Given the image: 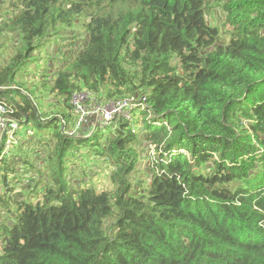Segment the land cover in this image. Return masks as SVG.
Wrapping results in <instances>:
<instances>
[{"label":"trees","instance_id":"obj_1","mask_svg":"<svg viewBox=\"0 0 264 264\" xmlns=\"http://www.w3.org/2000/svg\"><path fill=\"white\" fill-rule=\"evenodd\" d=\"M0 88L41 132L21 186L0 161V264H264V0H7ZM80 93L130 120L67 136Z\"/></svg>","mask_w":264,"mask_h":264},{"label":"bare ground","instance_id":"obj_2","mask_svg":"<svg viewBox=\"0 0 264 264\" xmlns=\"http://www.w3.org/2000/svg\"><path fill=\"white\" fill-rule=\"evenodd\" d=\"M4 101V99L0 98V119L3 121V125L0 127V161H4L7 152L10 153L12 147L18 145L16 131L21 123V119L12 116L14 113L13 108L10 106L8 108ZM73 101L76 105L73 104ZM71 104L73 106V113L77 116L72 128L65 133L71 137L76 136L83 130L82 124L84 122H86V126H91L92 131H96L108 126L115 118L117 120L129 121L131 110L135 107V104H132L128 100L109 101L101 104L89 93L76 95L72 98ZM137 107L145 108V105L139 103ZM60 123L64 125L65 122L61 120ZM9 132L13 134V140L10 144L8 138Z\"/></svg>","mask_w":264,"mask_h":264},{"label":"rangeland","instance_id":"obj_3","mask_svg":"<svg viewBox=\"0 0 264 264\" xmlns=\"http://www.w3.org/2000/svg\"><path fill=\"white\" fill-rule=\"evenodd\" d=\"M6 1L7 0H0V4L6 6ZM219 14H220V12L217 9V7H214V6L209 7L208 8V12H207V17H206L207 18V22L209 24H211V26H219L220 23H221V19L219 18ZM8 56H9V52L5 51V54L2 55V59L6 60ZM35 63L37 64V62H35ZM38 67H41V68H39L40 69L39 73H43V71H44L43 67L47 70V67L44 66L43 64H39ZM33 68L35 69V68H37V66L33 65ZM32 73H34V72L32 71ZM25 82L29 83L26 79H25ZM29 90H33V86H30ZM48 100H49V98H47V97H44L42 99V102H43L42 105H43L44 108H46V111L48 109H50V107H51V106L47 107L48 106ZM73 104L76 105V103L74 101H73ZM24 121H25V119L22 118L21 123H23V125L20 126V128L18 130V145H17L18 147L17 146H13L12 149H11V152L10 153L7 152V154H6L5 161L9 162V163H13V165L15 163V159H22L21 156L23 157V159H26L28 161V158L25 157V151L26 150H30V149L33 148V144L29 143L30 138H32V137L41 138V132H39V131L35 130L34 128H32L31 126L25 124ZM133 126L135 127L134 130L136 131V133H139V138H140L141 137V132H142V130L145 127V123L141 122L140 125L133 124ZM113 129H115V128H106V129H104L102 131V134L103 135L109 134ZM93 131L91 130V126H89V127L85 126L83 128V130H82L83 133H86V135H87L86 138L90 137L97 130L94 131V132ZM46 133L51 135V134L54 133V131L53 130H48ZM8 138H9V144H10L11 141L13 140L12 132L8 133ZM45 139H46V137L42 138L43 141ZM143 148L144 147H141L140 150L143 149ZM143 152H144V150H143ZM145 155H146L145 153H141L142 159L145 157ZM23 159H22V161H23ZM156 160L157 159H156L155 153L153 151H151L149 156L147 157V159L145 158V159L142 160V162L140 163V167L142 168V166H144V169H146L148 165L150 166ZM82 162L85 163L84 166H85V169H87L88 173H87V175L81 176L80 178H87V179L90 178L91 183L93 185H95L96 188H98L99 190H106V189L110 188L111 185H110V183L108 181V178H107L108 167H104L102 165L101 161L94 162V160L92 161V160H89V159H85ZM14 168H15V165H14ZM30 176H31V174L19 173V178L21 180L20 186L23 184V180L28 178V177H30ZM9 181L11 182L12 179H9ZM18 186H19V184L15 185L14 187L16 188ZM24 191H26V190H24ZM25 199L28 202L31 201V197L29 196V194L26 195Z\"/></svg>","mask_w":264,"mask_h":264},{"label":"crops","instance_id":"obj_4","mask_svg":"<svg viewBox=\"0 0 264 264\" xmlns=\"http://www.w3.org/2000/svg\"><path fill=\"white\" fill-rule=\"evenodd\" d=\"M28 151L29 152H31L30 150H26L25 151V157L26 158H28ZM32 153V152H31ZM20 160V161H19ZM22 159H15V163H14V165H15V171L17 172V173H26V172H30V169L26 166V165H24L22 162Z\"/></svg>","mask_w":264,"mask_h":264},{"label":"built area","instance_id":"obj_5","mask_svg":"<svg viewBox=\"0 0 264 264\" xmlns=\"http://www.w3.org/2000/svg\"><path fill=\"white\" fill-rule=\"evenodd\" d=\"M3 125L2 119H0V127ZM134 131V130H133Z\"/></svg>","mask_w":264,"mask_h":264}]
</instances>
